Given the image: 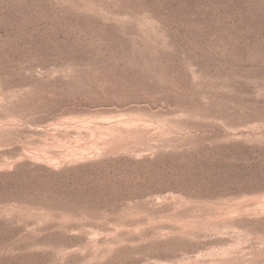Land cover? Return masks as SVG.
Listing matches in <instances>:
<instances>
[{"label": "rangeland", "instance_id": "rangeland-1", "mask_svg": "<svg viewBox=\"0 0 264 264\" xmlns=\"http://www.w3.org/2000/svg\"><path fill=\"white\" fill-rule=\"evenodd\" d=\"M0 264H264V0H0Z\"/></svg>", "mask_w": 264, "mask_h": 264}]
</instances>
